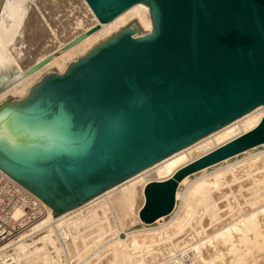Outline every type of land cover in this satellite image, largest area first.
<instances>
[{"label": "water", "instance_id": "1", "mask_svg": "<svg viewBox=\"0 0 264 264\" xmlns=\"http://www.w3.org/2000/svg\"><path fill=\"white\" fill-rule=\"evenodd\" d=\"M87 1L102 24L22 75L0 43V169L53 209L22 236L264 104V0ZM262 144L264 118L149 182L142 220Z\"/></svg>", "mask_w": 264, "mask_h": 264}, {"label": "bare ground", "instance_id": "2", "mask_svg": "<svg viewBox=\"0 0 264 264\" xmlns=\"http://www.w3.org/2000/svg\"><path fill=\"white\" fill-rule=\"evenodd\" d=\"M57 1L0 4V43L21 75L102 24L87 0H68L71 15L54 21L57 12L46 9ZM39 30L48 35L41 47ZM263 118L264 104L22 236L26 230L4 247L0 264H264V144L187 175L169 215L153 223L140 216L149 182L173 177ZM39 200L47 212L32 227L53 211Z\"/></svg>", "mask_w": 264, "mask_h": 264}, {"label": "built area", "instance_id": "3", "mask_svg": "<svg viewBox=\"0 0 264 264\" xmlns=\"http://www.w3.org/2000/svg\"><path fill=\"white\" fill-rule=\"evenodd\" d=\"M18 209L22 210L20 216L16 215ZM46 212L32 193L0 174V255L11 240L29 230Z\"/></svg>", "mask_w": 264, "mask_h": 264}, {"label": "rangeland", "instance_id": "4", "mask_svg": "<svg viewBox=\"0 0 264 264\" xmlns=\"http://www.w3.org/2000/svg\"><path fill=\"white\" fill-rule=\"evenodd\" d=\"M65 2V3H64ZM59 3V4H58ZM62 3V4H61ZM64 3V4H63ZM49 4V5H48ZM56 5H54L53 3H47V14H49V12H53V14H55V11L57 12L56 14H55V16L54 15H52V14H49V15H52V19L54 20V21H59V19L58 18H60V19H62V21L63 20H65V19H67V15L68 14H70L69 13V10H70V6H71V4L68 2V0H58L56 3H55ZM61 4V7L59 6ZM68 4V5H67ZM70 4V5H69ZM55 6H57L56 8H55ZM68 7V9H67V7ZM46 7V6H45ZM53 8H55V9H53ZM60 8V9H59ZM49 9H50V11H49ZM58 9V10H57ZM62 9V10H61ZM65 9V10H64ZM59 10L61 11V13L60 14H58V12H59ZM67 11H68V14H67ZM65 12V13H64ZM58 15V17L56 18V16ZM61 15H63V17H60ZM71 15V14H70ZM64 16H65V18H64ZM56 18V19H55ZM64 18V19H63ZM59 24V23H58ZM57 24V25H58ZM60 27H62V28H60ZM59 29H63V26H62V24H59V27H58ZM44 32V34H42ZM45 35L46 36H48L47 35V33L45 32V31H40L39 30V33H38V36H37V38H39L38 39V41H36L37 39H35V46H38V47H41L43 44H44V42L47 40V37H45ZM42 36H43V38H42ZM42 39V40H41ZM44 40V41H43ZM42 41V42H41ZM40 43H42V44H40ZM38 47H36V48H38ZM260 149H264V146L263 147H261ZM212 169H210V171H211ZM197 176H194L193 178L195 179ZM139 227V226H138ZM122 236L123 237H125L126 235L123 233L122 234Z\"/></svg>", "mask_w": 264, "mask_h": 264}, {"label": "snow or ice", "instance_id": "5", "mask_svg": "<svg viewBox=\"0 0 264 264\" xmlns=\"http://www.w3.org/2000/svg\"><path fill=\"white\" fill-rule=\"evenodd\" d=\"M93 6H94V7H97L98 11H99V9H100V7H101V5H99V4H95V3L93 4ZM140 7L143 8L144 5L141 4ZM145 11H149V9H145ZM161 195H162V194H161Z\"/></svg>", "mask_w": 264, "mask_h": 264}]
</instances>
